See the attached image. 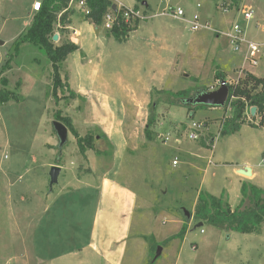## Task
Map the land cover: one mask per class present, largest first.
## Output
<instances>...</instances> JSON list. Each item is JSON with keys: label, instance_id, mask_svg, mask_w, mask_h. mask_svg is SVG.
<instances>
[{"label": "rangeland", "instance_id": "1", "mask_svg": "<svg viewBox=\"0 0 264 264\" xmlns=\"http://www.w3.org/2000/svg\"><path fill=\"white\" fill-rule=\"evenodd\" d=\"M35 1L42 0H0V90L18 97L0 105V264H264V224L259 234L244 235L198 226L192 217L200 192L224 191L229 206L239 204L243 179L234 169L245 163L264 188V128L253 119L220 136L230 108L188 111L172 95L217 86L220 75L232 83L243 69L264 77V56L250 67L244 46L234 51L228 40L238 25L239 38L264 44V0H112L148 16L121 42L73 6L70 27L78 35L57 32L53 43L78 50L60 64L55 95L48 57L16 45ZM223 3L233 6L222 11ZM177 8L181 19L168 14ZM248 8L253 18L245 22ZM194 16L209 29L190 30ZM56 113L80 138L93 136L94 150L81 153L70 130L59 150ZM192 122L202 128L196 141L187 137ZM52 167L61 174L50 188ZM104 179L126 192L122 211L102 196ZM103 217L111 232L105 238L115 242L109 260L89 248L105 235ZM183 224L184 237L170 240Z\"/></svg>", "mask_w": 264, "mask_h": 264}, {"label": "trees", "instance_id": "2", "mask_svg": "<svg viewBox=\"0 0 264 264\" xmlns=\"http://www.w3.org/2000/svg\"><path fill=\"white\" fill-rule=\"evenodd\" d=\"M237 1V0H236ZM71 0H42L41 8L32 17L29 28L23 33L18 41L17 46L21 44L32 45L43 51L52 64L53 74L52 80L53 91L57 90L62 82L58 69L69 55L78 50V47L65 41L59 46L53 43V37L58 32L60 35L67 34V29L71 24V16L74 13L70 7ZM86 7L89 10L88 16L82 18L94 25L97 29L101 28L103 15L113 6L111 0H85ZM138 23L133 26L120 22L112 31H104V36L111 37L116 41L125 40L126 36L137 28ZM9 69L8 64L4 67ZM243 76L239 77L236 84L228 85L229 94L226 104L223 108H230L231 114L229 118H225L220 123V136L234 134L239 131L240 127L245 124L246 110L249 108L256 109V117L260 118L261 123L264 122V77L257 78L247 71H243ZM219 81L226 82L225 75H220ZM218 81V82H219ZM5 86V80L1 83ZM210 91V88L200 89L195 93L182 91L172 94L180 105L188 108L185 101L195 96ZM10 100L17 101L18 97L15 93L6 89L0 90V105L7 103ZM55 120L61 122L68 131L70 130L77 139V144L80 147L81 153H86L87 150H94L93 136L87 135V138H80L74 131L69 118L62 117L56 113ZM153 120H151V123ZM150 123V122H149ZM251 125L250 123H248ZM206 125V124H205ZM261 127V126H260ZM149 128V126H148ZM145 130V136L148 141H152L153 134L149 129ZM203 146H212L202 143ZM241 200L234 208L228 205L224 195L215 197L205 192H200L197 195L192 217L201 224H209L213 226H226L231 231L238 234H259L260 226L264 224V189L256 185L243 183L240 187ZM191 217V216H190ZM187 231V225L183 224L180 232L174 238H183Z\"/></svg>", "mask_w": 264, "mask_h": 264}, {"label": "built area", "instance_id": "3", "mask_svg": "<svg viewBox=\"0 0 264 264\" xmlns=\"http://www.w3.org/2000/svg\"><path fill=\"white\" fill-rule=\"evenodd\" d=\"M112 1V0H111ZM236 1V0H234ZM115 10H112L110 8L102 18L101 28L103 31H112L116 26L120 24L121 21H123L125 24L133 26L135 23H138L141 20H145L148 18L146 13L144 11H141L138 8L131 7V8H125L121 4H115ZM75 6L76 9L79 10L82 16H88L89 10L86 7L85 0H71L70 7ZM233 5L223 3L221 4L222 11H227L230 9ZM199 7V6H197ZM41 8V2L35 1L32 4V11L34 13L38 12ZM168 14H170L173 18L181 19L184 16L183 11L180 8L177 9H169ZM242 18L245 22H249L253 18V12L250 8L243 9L242 11ZM188 25L190 26V30L192 31H198L201 29L208 30V24L205 22H200L198 16H194V18L191 21H187ZM240 28L238 25L233 26V32L234 34H231L228 36L229 44L232 46L234 51H237L240 49V46H244V60L250 67H257L258 65V58L259 56H264V44H255L252 42H247L241 38H239ZM243 70L240 72V76H243ZM238 80V79H237ZM237 80L233 81L232 83L219 81L217 86L210 87V91H213L217 89L218 87H225L228 85L236 84ZM250 109L246 110L245 117L246 121L251 122L253 119L257 120V126H261L264 128V122L261 123L260 118L256 117V114L254 117L251 116ZM202 129L201 124L197 122H192L191 127L188 131V139L190 141H196L198 140V131ZM168 138H164V141H167ZM264 164V162H263ZM202 233V231H201ZM192 250H195L196 248L194 246L191 247Z\"/></svg>", "mask_w": 264, "mask_h": 264}, {"label": "crops", "instance_id": "4", "mask_svg": "<svg viewBox=\"0 0 264 264\" xmlns=\"http://www.w3.org/2000/svg\"><path fill=\"white\" fill-rule=\"evenodd\" d=\"M135 8H137V7L135 6ZM79 15H80V13H79ZM80 17L82 18L81 15H80ZM263 29H264V27H263ZM70 31H72V33L75 36L78 35V32L75 29H72L69 26L68 29H67V33H69ZM243 71H247V70H244L243 69ZM247 72L250 73V74H252L253 76H255L257 78H262V77L256 75L255 73H253L252 71H247ZM225 80L228 83H229V81H232L230 79L228 80V78H225ZM243 166H244L243 168H241V167L235 168L234 171L237 173L238 170L244 169L245 167L246 168H250L251 169V177L250 178H245L243 176L241 177L243 180H240L239 181V184H238V192H240V187H241V185L243 183L253 184V185H256L257 186V184L255 183V180H256V177H257V173L254 172V169L252 168V166L250 164L245 163ZM259 188L264 189L263 187H259ZM101 190H102V196L104 198H107L108 200L112 201V203L114 204L113 205V208L114 209H118L119 212L123 210V203H124V200L126 199V196H125L126 192L124 190L119 189L116 185L113 184V182H111L108 179H104L103 180L102 186H101ZM207 193L210 194V195H214L216 197H218L221 194L224 195V191H220L217 194L211 193L210 191H208ZM195 202H196V200H195ZM195 202H194V206H195ZM230 207H231V209H234L235 208V207H232V206H230ZM193 209H194V207H193ZM103 218H104V220H103V224H102L101 234H105L106 232L111 233L110 230H109L110 229V222H109V220L106 217H103ZM105 236H106V234L104 236L101 235V238L98 240L97 245L94 246L93 244H89V248L93 252H98V253H99V249H101L102 251H100V254L102 256L106 255L107 256V260H109V259H111L115 255V252L113 253V246L115 245V242H114V240L113 241L110 240V238L106 239Z\"/></svg>", "mask_w": 264, "mask_h": 264}, {"label": "water", "instance_id": "5", "mask_svg": "<svg viewBox=\"0 0 264 264\" xmlns=\"http://www.w3.org/2000/svg\"><path fill=\"white\" fill-rule=\"evenodd\" d=\"M145 5V3H143ZM112 10H115V6H112ZM53 40H57V36L53 37ZM0 44H2L0 42ZM229 94V88L227 86L225 87H218L217 89L213 91H208L202 94H199L195 96L194 98L187 99L185 101L186 105L189 106H205V107H211V108H223L226 104V101L228 99ZM251 116L254 117L256 113L255 108L250 109ZM53 129L55 132V135L58 139V149L60 150L63 145L67 141V134L68 129L60 122L54 121L53 122ZM61 173V169L59 167H52L49 171V185L50 188H52L54 185L58 182V177ZM237 173L245 178L251 177V169L250 168H244L241 170H238ZM184 216L185 218L189 219L190 215L187 211L184 210ZM201 226V224L199 225ZM161 254V249H157L156 257H159Z\"/></svg>", "mask_w": 264, "mask_h": 264}]
</instances>
